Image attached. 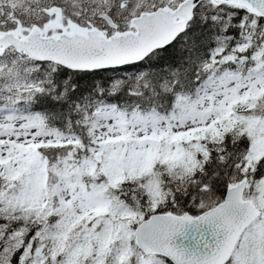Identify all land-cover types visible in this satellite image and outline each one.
Here are the masks:
<instances>
[{
    "label": "snow or ice",
    "instance_id": "obj_1",
    "mask_svg": "<svg viewBox=\"0 0 264 264\" xmlns=\"http://www.w3.org/2000/svg\"><path fill=\"white\" fill-rule=\"evenodd\" d=\"M0 264H264V0H0Z\"/></svg>",
    "mask_w": 264,
    "mask_h": 264
}]
</instances>
